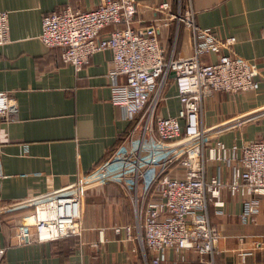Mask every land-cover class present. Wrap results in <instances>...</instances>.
Masks as SVG:
<instances>
[{
  "label": "crops",
  "instance_id": "1",
  "mask_svg": "<svg viewBox=\"0 0 264 264\" xmlns=\"http://www.w3.org/2000/svg\"><path fill=\"white\" fill-rule=\"evenodd\" d=\"M134 27L152 23L161 14L155 7L167 2L172 12H194L195 23L221 37L237 39L234 50L260 70L258 90L237 94L217 92L204 101L207 126L264 107V0H138ZM100 0H0L9 13L10 42L0 47V91L17 103V117L0 119L2 177H0V264H152V253L142 240L129 195L115 184L90 188L83 200V233L40 242L29 227V239H20L24 215L33 208L2 211L5 205L75 181L105 160L125 156L141 141L138 120H128L113 104L108 71L110 50L97 52L80 71L62 61L61 48H48L40 39L42 18L66 8L87 11ZM113 27L103 31L106 36ZM165 54L175 58L193 55V36L184 23L169 21L159 31ZM213 63L216 54L203 57ZM160 113L175 115L180 108L173 85ZM264 138V116L221 139L228 147H242ZM210 171L207 178L211 179ZM223 180L233 181L230 169ZM247 189L211 188L207 213L222 235L215 264H264V194L255 222L241 220ZM260 244V245H259ZM162 264H204L193 251L167 249Z\"/></svg>",
  "mask_w": 264,
  "mask_h": 264
},
{
  "label": "built area",
  "instance_id": "2",
  "mask_svg": "<svg viewBox=\"0 0 264 264\" xmlns=\"http://www.w3.org/2000/svg\"><path fill=\"white\" fill-rule=\"evenodd\" d=\"M138 0H100L87 11L66 8L42 18L40 39L48 48H61L62 61L76 71L85 67L97 52L112 53L108 78L112 102L128 120L141 126L139 145L125 156L112 157L94 170L77 176L74 182L27 199L5 205L2 211L33 208L24 215L20 239H29V227L36 240L54 241L81 237L83 200L93 187L115 184L132 200L152 264H162L167 249L177 253L193 251L204 264H215L222 235L211 225L207 213L209 189L244 187L253 195L244 202L241 220L255 222L260 214L257 194H264V138L242 147H228L221 136L264 116V107L239 113L207 126L203 121L204 101L217 92L237 94L258 90L257 65L234 50L236 37H221L195 23L190 9L172 12L167 2L155 7L161 14L152 23L134 27ZM169 21L184 23L193 36V55L167 56L160 29ZM113 29L103 36V31ZM264 36V28H263ZM10 42L9 13L0 11V47ZM216 54V62L203 57ZM175 77H171V73ZM173 85L180 108L175 115L160 113ZM17 117V103L0 91V119ZM0 146V177H2ZM230 169L233 181L223 180ZM214 176L208 179V173ZM260 245V244H259ZM5 249L0 248V257ZM172 264H178L173 261Z\"/></svg>",
  "mask_w": 264,
  "mask_h": 264
},
{
  "label": "water",
  "instance_id": "3",
  "mask_svg": "<svg viewBox=\"0 0 264 264\" xmlns=\"http://www.w3.org/2000/svg\"><path fill=\"white\" fill-rule=\"evenodd\" d=\"M171 77H172V78L175 77V73H174V72L171 73Z\"/></svg>",
  "mask_w": 264,
  "mask_h": 264
}]
</instances>
